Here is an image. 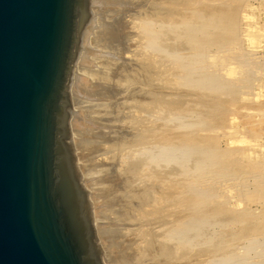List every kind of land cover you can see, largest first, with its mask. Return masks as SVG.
I'll return each instance as SVG.
<instances>
[{
  "label": "rangeland",
  "instance_id": "obj_1",
  "mask_svg": "<svg viewBox=\"0 0 264 264\" xmlns=\"http://www.w3.org/2000/svg\"><path fill=\"white\" fill-rule=\"evenodd\" d=\"M146 1L91 0L89 22L81 32L79 47L70 74L71 79L68 87V142L73 150V156L76 158L75 166L78 175L87 193L95 232L105 263L157 264L161 261L162 263L158 264H264V224H262L264 218L260 217L264 216V0H198V2L197 0H160V13L156 11L158 0L157 3H155L156 0ZM223 1L231 3L228 4L231 5L229 6L231 8H228V5ZM187 2H190L189 6ZM233 6L235 9H233ZM221 7L222 10L224 8L234 12L238 9L240 27L246 29L240 35L244 42H241V46L234 43L219 47H214L216 44L204 46L205 51L215 48L219 51L217 53L216 49L214 50L216 61L212 63L213 65L210 64L211 66L205 60L202 61L203 57L199 58V56H202L201 53L199 56L194 53L195 59H193V62L196 59L201 62H194L195 65L193 63L196 66L195 69H197L195 73H198L197 75L194 74L193 78H198L201 73H206L204 69L208 70L209 73H222L220 69V67H223L222 64L230 66L234 69V76L227 78L233 83L228 87L225 86V90L218 87L211 88V86L204 85L202 82L196 85L192 83L193 81H190V84L187 79L184 82V77L178 76L185 69L183 72L181 67L180 70L179 68L176 69L178 66L176 67V63L171 61L170 49L171 51L176 49L179 55L183 54L181 57L179 56L178 63L180 66L184 65V55L189 51L193 52L188 50L191 49V46L187 42V36L185 37V34H183V29L179 28L180 31L178 30L176 33L180 34L176 38L175 32V34L171 32L169 34L167 30V36L164 33L163 53L160 52L159 54L151 49V46H147L152 50L151 52L146 47H141L145 45L143 40L147 37V32L146 29L141 32L140 19L150 18V21L154 22L158 18H162L164 24L169 26L168 23L174 21L176 17L178 19L177 21L175 19L177 24L184 17H189L193 13L191 10L195 9L196 12H201V16L208 15V11L209 14L213 13L212 15L215 16V14L222 11ZM172 16L173 18H171ZM112 43L117 45L114 46L115 44L112 45ZM209 46H211V49H209ZM220 49L222 52H220ZM115 50L116 52H114ZM142 50H144V55L141 52ZM145 54L149 55L145 57ZM150 55L152 57L147 58ZM141 56L148 60L154 58L153 61L147 60L148 68L145 67L146 72L149 71L148 78L150 80L153 78V81L158 84L153 83V87L150 84L153 81L148 79L151 86H147L146 89L150 93L160 88L163 98L162 96L161 99L158 97V100H161H159L162 106L160 108H162L164 117L173 112L180 119L183 117L181 120L185 122L192 123L201 119V121H207L204 122V126H200L203 122L200 124L197 122L199 126H191V123V125L177 126L176 122H163L162 120H159V123L153 115L149 114L147 117L144 114L138 115L139 113L135 112L136 98L134 99V96L136 97V95H133V92L135 94L140 89L138 87L142 86L136 81L138 84L132 82V85L121 90L119 85L128 78L126 73L134 68V64L136 65L138 62L141 63L145 60ZM158 56H161V60ZM150 62L151 64H149ZM153 62L156 66L161 65L157 69L158 72H160V69L163 72L159 74L161 77H158V81H156L158 75H154L151 71L150 65L153 68L155 66L152 64ZM157 63L160 65H157ZM155 71L153 70L154 73H156ZM151 76L154 77L151 78ZM176 78L177 82H175ZM130 79L132 81L134 78ZM181 79L182 83L180 82ZM229 81L226 83L230 84ZM234 85L237 87L234 88ZM203 86L205 87L203 88ZM149 96L145 101L147 102V111L152 113L155 105L160 103L155 101V104L151 101L154 96H152V93ZM130 99L134 101L132 102ZM138 117L143 120L136 119ZM122 118L128 123H124ZM132 118L135 119L136 126L134 127H131L134 125ZM141 122H144L145 128L150 129L149 132L146 130L145 133L143 132V141L141 139L137 140L140 137L137 138V135L134 134L135 128ZM157 124L159 126L155 128ZM153 130L158 131L154 132ZM157 133L164 135L163 138L167 141L172 139L174 141L179 138L177 141L182 142L185 137V139L189 137L195 141L202 140L201 142L204 143L206 141L205 144L208 142L205 145L207 147L219 142L218 147L220 148L226 147L231 151L232 148L235 149L232 152L230 151L233 155L226 157L227 164L222 170H219L220 172L217 167L213 170L212 163L207 164V162L205 165L209 166L203 167L205 170L206 168L210 169L208 173L203 170H199V172L201 171L199 173L196 170L193 174L191 171L195 169L193 168L196 165L195 162L205 157L200 151L197 154L192 153V156L187 160L184 156L182 157L184 159L176 156L175 159L173 157L169 160V156L163 154L165 156H163L164 161H156L160 164L155 163V159L152 164L151 160L153 158L149 162V156L153 155L152 150L148 152V154H151L149 156H147V151H139L140 146H143L140 142H146L145 145L148 144L146 146H151L153 143H151L153 140L151 137L154 134L157 135ZM197 134L199 136H196ZM130 135H133V138ZM204 137L206 139H203ZM175 154L176 151L174 156ZM233 159H237V162ZM144 163L146 165H142ZM216 172H219V174ZM195 173L197 174L196 179ZM203 174L206 175L205 178L208 181H204ZM227 175L229 178H227ZM220 180L222 181L220 182ZM171 184L175 185L176 191L173 190ZM190 184H192V188L188 189ZM206 186L210 190L206 196L208 201L201 203L196 210L198 215H201L202 212L207 214L210 211L207 214L209 216L207 218L208 224L202 227L201 225L199 227L194 226L186 234L190 238L189 243L183 239H179L175 243L166 240L164 234L165 229L171 227L172 222L170 220H174V216L181 219V221L183 218L185 219L188 216L186 214H189V207H187L189 198L194 196L195 191L198 190L197 188ZM154 190H157V192ZM146 194L149 195L148 198ZM142 195H145V197ZM135 196L137 199L133 198ZM149 198L151 203L148 200ZM173 198L178 201L175 206L171 204ZM142 200H144V203L141 202ZM172 205L173 207H171ZM246 209L253 212L251 219L256 223L251 222V219L249 221L250 216L245 219V214H241ZM236 217H239V221L235 219ZM256 218L260 224L257 223ZM164 221L166 223H163ZM168 224L169 226H167ZM256 224L258 225L257 228H255ZM247 228H251L250 231ZM251 231H253L252 234ZM181 238L183 237L181 236ZM165 243L174 244L176 247L165 246ZM168 248L169 250H167ZM172 250L177 251L173 253L175 259L172 255V257L168 256L170 252L172 253ZM164 256L170 258L172 263L170 259H164Z\"/></svg>",
  "mask_w": 264,
  "mask_h": 264
},
{
  "label": "water",
  "instance_id": "obj_2",
  "mask_svg": "<svg viewBox=\"0 0 264 264\" xmlns=\"http://www.w3.org/2000/svg\"><path fill=\"white\" fill-rule=\"evenodd\" d=\"M91 0H0V264H106L68 142Z\"/></svg>",
  "mask_w": 264,
  "mask_h": 264
},
{
  "label": "bare ground",
  "instance_id": "obj_3",
  "mask_svg": "<svg viewBox=\"0 0 264 264\" xmlns=\"http://www.w3.org/2000/svg\"><path fill=\"white\" fill-rule=\"evenodd\" d=\"M113 1V0H112ZM121 1V0H120ZM148 1V0H147ZM146 1V2H147ZM155 1V0H154ZM159 1L160 0H158V3H159ZM188 1H190V0H188ZM222 1V0H221ZM230 1V0H229ZM97 2V1H96ZM197 2H198V0H197ZM224 2V1H223ZM222 2V3H223ZM155 3H157V0H156V2ZM157 3V12L158 13H160V11H161V9H160V7H159V5H160V3L158 4ZM182 3V2H181ZM188 3V6H189V4H190V2H187ZM192 3V2H191ZM225 3V2H224ZM223 3V4H224ZM225 4H231V3H225ZM180 5V4H179ZM229 6H231V5H228V8H231V7H229ZM185 7V6H184ZM225 7H227V6H225ZM181 8V7H180ZM202 8H204V7H202ZM201 8V9H202ZM221 10H222V7L220 8ZM220 9H219V11H220ZM233 9H235L234 8V6H233ZM237 9V8H236ZM187 10V9H186ZM214 10V9H213ZM215 10H217V8H215ZM230 9H224L223 8V10L222 11H220V12H218L217 14H215V16H213L212 14H209V11H208V15H206V16H201L200 14H201V12H196L195 11V9L194 10H191L193 13L192 14H190L189 15V17L187 16V14H186V16L187 17H184V19L183 20H180V23H178L177 24V20L178 19H176V21H175V19H174V21L172 20L170 23H168V25L169 26H166L165 24H164V22L162 21V18H158L157 20H155L154 22H151L150 21V18H143V19H140V29L142 30H140L141 32H144V30L146 29V32H147V37L144 39L145 41H146V43H145V41L143 40V43L145 44L144 46L142 45L141 47H146L147 48V46H151L152 48L151 49H153L154 51H157L159 54H160V52H162V51H164V49L162 50V45H163V40H164V37H165V35L167 36V34L168 33H166L167 32V30H168V32H169V34H170V32L171 33H176V32H178V30H179V28H181V29H183V34H185V37H186V39L188 38V40H187V42H188V44H190V46H191V49H188V50H192L193 52H190L189 51V53H187V54H185L184 55V65L182 66H180L179 65V63H178V61H179V58L183 55H179L178 54V52L176 51V49H172V51H171V49H170V51H169V54H170V58H171V61L173 62V63H176V69L178 70V68H179V70H180V67H181V69H182V72H183V70H184V72L180 75H178L177 73V75L179 76V77H184V82L186 81L185 79H187L188 80V82L190 83V81H193L192 83H194V84H198V83H200V82H202V84H204V85H208L209 87L211 86V88H213V87H218V88H224V90H225V86H229V85H232V83L233 82H230L229 81V78H227V77H233L234 76V69L233 68H231L230 66H224V64H222L223 65V67H220V69L222 70V73H217V72H214V73H209L208 72V70H206V69H204V67L206 66L205 64H204V67H203V69L206 71V73H201V76H198V78H193L194 77V74H196L195 73V71L197 70V69H195L196 68V66H194L195 65V63L194 62H201L200 60H198L197 61V59H196V61H194L193 62V59H195L194 58V56H195V54L194 53H197L196 55L197 56H199V54L200 55H202L201 57L199 56V58L201 59L202 57V61H206V62H208V64L210 65V64H212L214 61H216L214 58H215V56H216V53H215V49H213V50H208L207 49V51H205L206 50V48H204V46L206 47V46H208V45H214V44H216L214 47H219V46H224V45H226L227 44V46L230 44V43H234V44H236V45H239V46H241V42H244L243 41V39H241L240 38V35L242 34V32H245L244 30H246V29H244V28H241L240 27V23H239V11H238V9L237 10H235V12L232 10V11H229ZM195 11V12H194ZM201 11V10H200ZM202 11H203V9H202ZM207 12V11H206ZM217 12V11H216ZM181 15V14H180ZM171 18H173V16L171 17ZM181 19V18H180ZM89 22V19L86 21V23H85V25H83L82 26V28H81V32H82V30H83V28L87 25V23ZM99 23V22H98ZM100 24V23H99ZM114 25V24H113ZM101 27V26H100ZM106 28V27H105ZM113 28V27H112ZM104 30V29H103ZM105 30H107V29H105ZM112 31V30H111ZM121 31V30H120ZM127 31V30H126ZM130 31H132V30H130ZM180 31V30H179ZM182 31V30H181ZM81 32H80V35H81ZM100 32V31H99ZM164 33H165V35H164ZM174 33V34H175ZM97 34V33H96ZM101 34V33H100ZM111 34V33H110ZM180 34V33H179ZM179 34H175V38H176V36L177 37H179ZM182 34V33H181ZM109 37V36H108ZM115 37V36H114ZM113 37V38H114ZM133 37V36H132ZM102 38V37H101ZM126 40H127V38H126ZM125 40V41H126ZM121 41V40H120ZM119 41V42H120ZM114 42H116V41H114ZM119 42H117V43H119ZM190 42V43H189ZM124 43V42H123ZM122 43V44H123ZM128 43V42H127ZM113 44H115L114 46H116L117 44L116 43H112V45ZM125 44V43H124ZM108 45V44H107ZM121 45V44H120ZM247 45V44H246ZM108 46H110V45H108ZM113 46V47H114ZM78 47H79V44H78ZM119 47V46H118ZM121 47V46H120ZM125 47V46H124ZM211 46H209V49H211L210 48ZM226 47V46H225ZM110 48V47H109ZM222 48V47H221ZM228 48V47H227ZM239 48V47H238ZM115 49V48H114ZM118 49V48H117ZM134 49V48H133ZM148 49V51H152V50H150L149 48H147ZM205 49V50H204ZM120 50V49H119ZM127 50V49H126ZM110 51H111V49H110ZM113 51V50H112ZM144 50H142L141 52H143ZM145 51H146V49H145ZM196 51V52H195ZM216 51H217V49H216ZM229 51V50H228ZM114 52H116V50L114 51ZM127 52V51H126ZM149 52V53H150ZM211 52V53H210ZM219 51H217V53H218ZM220 52H222V50L220 49ZM225 52V51H224ZM146 53H147V51H146ZM163 53V52H162ZM161 53V54H162ZM143 55H144V52H143ZM146 55H149V54H145V57H146ZM152 55H154V54H152ZM152 55H150V56H147V58L148 57H152ZM155 55H156V52H155ZM154 55V56H155ZM158 55V54H157ZM215 55V56H214ZM153 56V57H154ZM180 56V57H179ZM243 56V55H242ZM142 58H143V56H141ZM157 57V56H156ZM155 57V58H156ZM159 57V59H160V57L161 56H158ZM241 57V56H240ZM124 58V57H123ZM126 58V57H125ZM140 58V57H139ZM139 58H138V60H139ZM197 58V57H196ZM104 59H106V58H104ZM132 59V58H131ZM141 59V58H140ZM143 59H145L144 61H145V63H146V61L148 60V59H146V58H143ZM154 59V58H153ZM153 59H150L149 58V60L151 61H153ZM157 59V58H156ZM219 59V58H218ZM221 59V58H220ZM253 59V58H252ZM124 60V59H123ZM128 60V59H127ZM148 60V61H149ZM161 60V59H160ZM160 60H158L159 62H160ZM246 60V59H245ZM116 61V60H115ZM136 61V60H135ZM140 61H142V59L140 60ZM144 61H142L141 63L140 62H138V64H134V68H132V70H130V72L129 73H126L127 74V79L126 80H124V81H122V86L121 85H119L121 88V90H123V89H126L127 88V86H129V85H132L131 83L133 82H135L136 84H138V83H140V86H142V87H138V88H140V89H138V91L137 92H135V94H134V92H133V95H136V97L134 96V99H135V104H134V106H135V112H137V113H139L138 115H140V114H144V115H153L154 117H155V119L159 122V120H162L163 122L164 121H173V122H176V125L177 126H185L186 124H189V125H191V126H193V125H195V126H197L198 124H200L201 122H203L202 124H200V126H204V122H207V121H201V120H199V121H195V122H185L184 120L182 121L181 119L183 118V117H181V119L179 118V117H177L176 115L177 114H175V113H168V116H166V117H164V115L162 114V108H160V107H162L161 106V103H160V97L162 96V94H161V91H160V88L158 89V90H156V91H152V92H150V93H148L149 92V90H147L146 89V87L147 86H149L150 84L154 87V85H153V83L154 84H156L154 81H153V78L152 77H154V76H151V80L153 81L152 83H150L149 84V82L151 81L149 78H148V73H149V71H148V73L146 72V67H147V65H148V62L145 64L144 63ZM155 62H156V60H154ZM244 61V60H243ZM218 62V61H217ZM233 62V61H232ZM74 63V62H73ZM129 63V62H128ZM136 63V62H135ZM162 62H160V64H161ZM183 63V62H182ZM193 63H194V65H193ZM220 63H221V61H220ZM149 64H151V62L149 63ZM152 64H154V62L152 63ZM159 63H157V65H160ZM207 64V66H209ZM231 64V63H230ZM109 65V64H108ZM155 66H154V68H156L157 69V67L159 68L161 65H163V64H161L160 66H156V64H154ZM213 65V64H212ZM146 66V67H145ZM151 66V68H152V73L155 75V74H157L158 76H157V79H156V76H155V79H156V81H158V77L160 76L161 77V75H159V74H162L163 72H161V69H160V72H158V69H157V71H155L156 69H154L153 67H152V65H150ZM211 66V65H210ZM215 66V65H214ZM214 66H212V67H214ZM197 67H198V65H197ZM219 67V66H218ZM148 68V67H147ZM202 68V67H201ZM200 68V69H201ZM210 69H211V67H210ZM214 69H215V67H214ZM149 70V69H148ZM153 70L156 72V73H154L153 72ZM163 70V69H162ZM212 71H213V69H211ZM199 71V70H198ZM204 71V72H205ZM217 71V70H216ZM71 72H72V70H71ZM211 72V71H210ZM221 72V71H220ZM109 73V72H108ZM151 73V72H150ZM207 73H209V74H207ZM216 73V74H215ZM239 73V72H238ZM198 74V73H197ZM196 74V75H197ZM120 75V74H119ZM150 75H152V74H150ZM164 75V74H163ZM176 75V77L178 78V76ZM236 75H237V73H236ZM192 76V77H191ZM159 77V78H160ZM175 77V76H174ZM77 78V77H76ZM130 78H134V79H132V81H131V79ZM168 78V77H167ZM177 78L175 79V82H177L176 80H177ZM190 78H193V79H190ZM236 78V77H235ZM70 79H71V75H70V77H69V82H70ZM130 79V80H129ZM150 81H149V80ZM169 79V78H168ZM234 79V78H233ZM232 79V80H233ZM76 80V79H75ZM160 80H163V79H160ZM178 80H180V79H178ZM227 80V81H226ZM136 81H138V83L136 82ZM149 81V82H148ZM195 81V82H194ZM230 82V84H227L226 82ZM234 81V80H233ZM83 82V81H82ZM81 82V83H82ZM85 82V81H84ZM181 83L183 82L182 81V79H181V81H180ZM235 82V81H234ZM237 82V81H236ZM238 82H240V81H238ZM119 83V82H118ZM147 83H148V85H147ZM85 84V83H84ZM158 84V83H157ZM191 84V83H190ZM194 84H192V85H194ZM227 84V85H226ZM236 84V83H235ZM150 85V86H151ZM191 85V86H192ZM76 86H77V84H76ZM92 86V85H91ZM94 86V85H93ZM159 86L161 87V83H160V81H159ZM189 86V85H188ZM207 86V87H208ZM68 87H69V84H68ZM73 87H74V85H73ZM164 87V86H163ZM195 87H197V86H195ZM205 86H203V88H204ZM230 87H232V86H230ZM234 88L235 87H237V86H233ZM93 88V87H92ZM132 88V87H131ZM155 88H157V87H155ZM168 88V87H167ZM84 89V88H83ZM129 89V88H128ZM137 89H134V90H137ZM151 89V88H150ZM209 89V88H208ZM221 89V90H222ZM228 89V88H227ZM75 90V89H74ZM133 90V89H132ZM131 90V91H132ZM120 91V90H119ZM166 91V90H165ZM216 91V90H215ZM223 91V90H222ZM125 92V91H124ZM116 93V92H115ZM152 93V96L154 97H152V100L151 101H153L155 104H156V102H159L160 104H156L155 105V107H154V109H152V113L151 112H148L147 111V102L145 101L147 98H148V96H149V94H151ZM117 94V93H116ZM131 94V93H130ZM132 95V94H131ZM133 95H132V97H133ZM106 96V95H105ZM110 97V96H109ZM119 97V96H118ZM150 97V96H149ZM158 97L160 98L159 100H158ZM131 98V97H130ZM162 98H163V96H162ZM131 100V99H130ZM132 101V100H131ZM134 101V100H133ZM132 101V102H133ZM156 101V102H155ZM154 105V104H153ZM120 106H122V105H120ZM127 106V105H126ZM130 106V105H129ZM118 109V108H117ZM126 109V108H125ZM146 109V110H145ZM132 110V109H131ZM118 112V111H117ZM130 112H132V111H130ZM134 112V113H135ZM126 113V112H125ZM123 114V113H122ZM191 114V113H190ZM184 116V115H183ZM148 117V116H147ZM158 117V118H157ZM139 118H141V117H138V118H136V119H138V120H143V119H139ZM142 118H144V117H142ZM123 119V118H122ZM171 119H174V120H171ZM125 119H123L122 121L125 123V122H127L128 123V121H124ZM132 121H133V124L134 125H132L131 127H134V126H136L135 125V123H134V120H133V118L131 119ZM138 120H136V121H138ZM131 121V122H132ZM157 122V123H158ZM197 122H198V124H197ZM141 123H143L142 125H141ZM141 123H139V125L135 128L136 130H134V134H136V135H134V136H136L137 138L138 137H140V138H136L137 140H139V139H141V141H143V139H142V136H143V132L145 133V130L147 131V132H149L150 131V129H147V128H145L146 127V125L144 124V122H141ZM152 123V122H151ZM160 123V122H159ZM166 123V122H165ZM191 123V124H190ZM129 124H130V122H129ZM185 124V125H184ZM127 125V124H126ZM131 125V124H130ZM175 125V126H176ZM188 125V126H189ZM156 127L155 128H158V124L157 125H155ZM174 126V127H175ZM199 126V125H198ZM206 126H207V124H206ZM205 126V127H206ZM209 126V125H208ZM204 127V128H205ZM155 128H153V129H155ZM133 129V128H132ZM198 129V128H197ZM208 130V129H207ZM131 131V130H130ZM154 132H156V131H158V130H153ZM152 132V131H151ZM151 132H150V134H151ZM153 132V133H154ZM127 134V133H126ZM163 134V133H162ZM180 134V133H179ZM145 135V134H144ZM148 135V134H147ZM146 135V136H147ZM153 135V134H152ZM156 134H154L153 135V137H151V139H153L152 141H151V146H146V145H148V144H146L145 145V143L146 142H140V144L141 145H143V146H140L141 147V149L139 148V151H143V152H146L147 153V156H149V155H151V154H148V152L150 151V150H152V152H153V155L152 156H154V157H152V156H149L150 158L148 159V157H147V159L149 160V162H150V159L151 158H153L152 160H151V162L154 160V162L155 163H157L158 161H164V155L163 154H167L166 156L169 158V160L170 159H173V157H174V159L176 158V156H178L179 158H182L183 156H184V158L187 160L188 158H190L191 156H192V153L194 154V153H196L197 154V152H201V153H203L204 154V158H201L200 160H198V162H195V164L197 165H194L195 167H193V168H195V169H193L191 172L194 174V172L196 171V170H198V172H199V170H203V171H205V172H207L208 173V170H210V169H207L206 168V170H205V168L203 167V166H209V165H207V164H209V163H212L211 164V166L213 167L212 169L213 170H215L216 168L215 167H217V169H218V171L219 170H222L223 169V167H225L226 166V164H227V162H226V157L228 158V157H230L231 155H233V154H231V152L235 149V148H232V151H231V149H226V147L225 148H220V147H218L219 145V142H218V144H213V146L211 147V146H209V147H207V146H205V145H207L208 144V142H207V144H205L206 143V141H205V143L204 142H201L202 140H200V141H195V140H192L191 138H189L188 137V139H185L184 138V140L182 141V142H179V141H177V140H179V138L177 139V140H174V141H172V140H169V141H167V140H165V138H163V136L161 135V133L160 134H158L157 133V135L155 136ZM188 135H189V133H188ZM131 137L133 136V135H130ZM145 136V137H146ZM171 136V135H170ZM186 136V135H185ZM193 136V135H192ZM196 136H199L198 134L196 135ZM195 136V138H197ZM128 137V136H127ZM169 137V136H168ZM167 137V138H168ZM129 138V137H128ZM127 138V139H128ZM133 138V137H132ZM147 138V137H146ZM175 138V137H174ZM182 138V137H181ZM180 138V139H181ZM195 138H193V139H195ZM199 138V137H198ZM209 138V137H208ZM203 139H206L205 137L203 138ZM209 140V139H208ZM213 140V139H212ZM217 140V139H216ZM125 141H126V138H125ZM147 141V140H146ZM167 141V142H166ZM175 141H177V142H175ZM210 142V141H209ZM177 143V144H176ZM181 143V144H180ZM211 143V142H210ZM238 148V147H237ZM242 148V147H241ZM88 149V148H87ZM240 149V148H239ZM96 150V149H95ZM138 151V152H139ZM176 151V154H175V156H174V152ZM231 151V152H230ZM241 151V150H240ZM155 152V153H154ZM166 152V153H165ZM237 152V151H236ZM235 152V153H236ZM239 152V151H238ZM177 153H178V155H177ZM195 154V155H196ZM199 154V153H198ZM240 154V153H239ZM242 154V153H241ZM201 155V154H200ZM243 155V154H242ZM164 156V157H163ZM202 157V156H201ZM235 157V156H234ZM145 158V157H144ZM184 158H182V159H184ZM146 159V158H145ZM180 160V159H179ZM234 160V159H233ZM240 160V159H239ZM147 161V160H146ZM157 161V162H156ZM168 161V160H167ZM172 161V160H171ZM234 161H236L237 162V159H235ZM145 162V161H144ZM160 162L159 163H157V164H160ZM175 162H177V161H175ZM208 162V163H207ZM143 163V162H142ZM205 163H207L206 165H205ZM152 164H153V162H152ZM157 164H155V165H157ZM235 164V163H234ZM142 165H146L145 163L144 164H142ZM243 165V164H242ZM245 165V164H244ZM136 168V167H135ZM141 168H143V167H141ZM215 168V169H214ZM242 168V167H241ZM240 168V169H241ZM137 169V168H136ZM141 170V169H140ZM213 170H211L212 172H213ZM211 171H209V172H211ZM241 171V170H240ZM201 172V171H200ZM199 172V173H200ZM220 172V171H219ZM219 172H216V173H218L219 174ZM206 173V174H207ZM222 173V172H221ZM220 173V176L222 175ZM227 173V172H226ZM236 174V173H235ZM196 173H195V179H196ZM198 175H200V174H198ZM201 175H202V173H201ZM114 176V175H113ZM219 176V175H218ZM224 176V175H223ZM173 177H174V175H173ZM193 177V176H192ZM202 177H204V181H208V179H206L205 177H206V175H204L203 174V176ZM194 178V177H193ZM197 178H199L198 176H197ZM209 178V177H208ZM217 178V177H216ZM220 178V177H219ZM226 178V177H225ZM227 178H229L228 177V175H227ZM233 178H235V177H233ZM113 179V178H112ZM111 179V180H112ZM127 179V178H126ZM171 179V178H170ZM214 179V178H213ZM171 180H173V179H171ZM216 180V179H215ZM223 181H224V179H222ZM222 180H220V182L222 181ZM108 181H109V179H108ZM175 181V180H174ZM174 181H173V183H174ZM199 181V180H198ZM197 181V182H198ZM202 181V180H201ZM209 181H210V179H209ZM190 182V181H189ZM108 183V182H107ZM135 183V182H134ZM157 184H158V182H156ZM155 183V184H156ZM215 183V182H214ZM217 183H218V181H217ZM131 184H133V183H131ZM210 184V183H209ZM154 185V184H153ZM172 185V184H171ZM194 185V184H193ZM195 185H196V181H195ZM207 185V184H206ZM132 186V185H131ZM160 186V185H159ZM173 187L172 188H174L173 190H175L176 189V187H175V185H172ZM189 187H188V189H190V188H192V184H190V185H188ZM198 187H199V184L197 185ZM196 186V187H197ZM211 186V185H210ZM154 187V186H153ZM131 188V187H130ZM157 188H159L158 186H157ZM163 188V187H162ZM149 189H151V188H149ZM155 189V188H154ZM194 189H196V188H194ZM198 190L197 191H195V190H192V191H195V193H194V196H192V197H190L189 198V200H188V206L187 207H189V214L187 213L186 215H188V216H186L185 217V219L183 218V220L181 221V219H177L175 216L173 217L174 218V220H170V222H172V224H170V228H168L167 226H169V224L166 226L167 227V229H169L168 231H167V229H165V234H164V238H166V240L168 239V240H170V241H172V242H174L175 243V241H179V239L181 240V239H183L185 242H187V243H189V239L190 238H188L187 237V233H189V231H191V229L194 227V226H200L201 225V227L203 226V225H207L208 224V220H207V218L209 217V216H207V214H209L210 213V211L206 214V213H201V215H198V211L196 210L197 209V207H199L200 205H201V203H205V201L207 202L208 201V197H206L207 196V194L209 193L208 191H210V190H208V187L206 186V187H201V188H197ZM154 191H156L157 192V190H154ZM153 191V192H154ZM158 191H160V190H158ZM176 191V190H175ZM174 191V192H175ZM151 192V191H150ZM155 192V193H156ZM112 193V192H111ZM136 193H138V192H136ZM141 193H143V192H141ZM140 193V194H141ZM145 193V192H144ZM143 193V194H144ZM169 193V192H168ZM114 194V193H113ZM130 195H132V194H130ZM134 195V194H133ZM147 195V194H146ZM215 195V194H214ZM119 196V195H118ZM136 196H137V194H136ZM136 196L135 197H133V198H136ZM142 196H144L145 197V195H142ZM148 196L149 195H147V198H148ZM170 196V195H169ZM103 197V196H102ZM160 197V196H159ZM206 197V198H205ZM139 198H142V197H139ZM146 198V199H147ZM161 198V197H160ZM109 199V198H108ZM137 199V198H136ZM149 201H150V198L148 199ZM151 200H153V199H151ZM159 200V199H158ZM121 201V200H120ZM172 202H171V204H173L174 206L176 205V204H178V201H177V199L175 200L174 198L171 200ZM142 203H144V200H142L141 201ZM156 202H157V200H156ZM237 202H239L238 200H237ZM236 202V203H237ZM150 203H151V201H150ZM153 203V202H152ZM157 203H159V201L157 202ZM236 203H234V204H236ZM123 204V203H122ZM135 204V203H134ZM238 204V203H237ZM146 205H148V204H146ZM173 205L171 206V207H173ZM145 206V205H144ZM153 206V205H152ZM155 206H156V204H155ZM237 206V205H236ZM124 208V207H123ZM128 208V207H127ZM157 208V207H156ZM175 208V207H174ZM202 208V207H201ZM204 208V207H203ZM206 208V207H205ZM158 209V208H157ZM244 209V208H243ZM203 210V209H202ZM204 211V210H203ZM206 212V211H205ZM250 211H247V209L244 211L243 210V212L241 213L242 215H244V216H246L245 217V219L248 217V216H250L249 217V221H250V219H251V217L253 216V212L251 211L250 213H249ZM157 213V212H156ZM175 213V212H174ZM173 213V214H174ZM199 214H200V212H199ZM237 214H239L240 215V213L239 212H237ZM236 214V215H237ZM238 215V216H239ZM242 215H241V217H242ZM170 216H171V214H170ZM210 216H211V214H210ZM255 216V215H254ZM258 216V215H257ZM240 217V218H241ZM260 217H262V219L264 218V216H260ZM239 217H236L235 219H238ZM233 219V218H232ZM234 219V220H235ZM233 220V221H234ZM256 220H257V223L258 224H260L258 221V219L256 218ZM264 220V219H263ZM238 221H239V219H238ZM237 221V222H238ZM247 222H248V220H246ZM254 221V220H253ZM252 221V219H251V222H253ZM148 222V221H147ZM235 222H236V220H235ZM255 223H256V221H254ZM260 222H262V221H260ZM163 223H166L165 221L163 222ZM162 223V224H163ZM160 224V223H159ZM262 224H264V221H263V223ZM253 225V224H252ZM251 225V226H252ZM256 226H258L257 224L255 225V228H257ZM158 227H160V226H158ZM249 227V226H248ZM253 227V226H252ZM260 227H261V225H260ZM248 229V228H247ZM251 229V228H250ZM250 229H248L249 231H250ZM259 229V228H258ZM257 229V230H258ZM261 229V228H260ZM256 230V231H257ZM167 231V232H166ZM182 231H183V233H182ZM254 231V230H253ZM253 231H251L250 233L252 234V232ZM255 232V231H254ZM249 233V232H248ZM256 233V232H255ZM255 235V234H254ZM257 235V234H256ZM181 236L183 237V238H181ZM167 242V241H166ZM168 243H170V242H168ZM169 246L170 244H167V243H165V246ZM170 246H175L174 244L172 245H170ZM123 247H124V245H123ZM176 247V246H175ZM117 248V247H116ZM170 249H173V248H170ZM176 249V248H175ZM167 250H169V248L167 249ZM177 250V249H176ZM166 252H168V251H166ZM170 252V251H169ZM175 252H177V251H173L172 250V253L170 252V254H168V253H165V254H168V256L169 257H172L173 256V253H175ZM140 253V252H139ZM172 255V256H171ZM130 256V255H129ZM165 257V256H164ZM174 259H175V254H174ZM161 259H163V258H161ZM164 259H168V257L166 256ZM163 259V260H164ZM170 259V258H169ZM168 259V260H169ZM173 259V258H172ZM173 259V260H174ZM208 260H209V258H207ZM115 261V260H114ZM159 261V260H158ZM167 261V260H166ZM170 261H171V259H170ZM161 262V261H160ZM160 262H157V264L158 263H160ZM165 262V261H164ZM174 262H175V260H174ZM210 262V261H209ZM116 263V262H115ZM153 263V262H152ZM162 263V262H161ZM166 263V262H165ZM168 263V262H167ZM171 263H172V261H171Z\"/></svg>",
  "mask_w": 264,
  "mask_h": 264
}]
</instances>
